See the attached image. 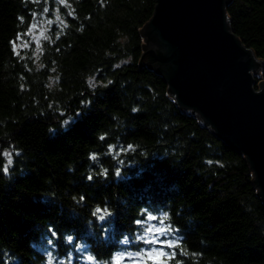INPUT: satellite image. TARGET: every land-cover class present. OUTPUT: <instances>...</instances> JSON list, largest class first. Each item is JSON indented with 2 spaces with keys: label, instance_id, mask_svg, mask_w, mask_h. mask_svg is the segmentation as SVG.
<instances>
[{
  "label": "trees",
  "instance_id": "trees-1",
  "mask_svg": "<svg viewBox=\"0 0 264 264\" xmlns=\"http://www.w3.org/2000/svg\"><path fill=\"white\" fill-rule=\"evenodd\" d=\"M47 4L63 25L38 60L17 53ZM156 4L0 0V264H47L77 245V261L111 262L145 246L149 215L178 235L169 264H264L252 172L169 93L142 32ZM227 17L262 64L259 85L264 0H229Z\"/></svg>",
  "mask_w": 264,
  "mask_h": 264
},
{
  "label": "water",
  "instance_id": "water-1",
  "mask_svg": "<svg viewBox=\"0 0 264 264\" xmlns=\"http://www.w3.org/2000/svg\"><path fill=\"white\" fill-rule=\"evenodd\" d=\"M228 2L157 0L142 32L179 108L245 156L264 202L262 64L234 34Z\"/></svg>",
  "mask_w": 264,
  "mask_h": 264
},
{
  "label": "rangeland",
  "instance_id": "rangeland-1",
  "mask_svg": "<svg viewBox=\"0 0 264 264\" xmlns=\"http://www.w3.org/2000/svg\"><path fill=\"white\" fill-rule=\"evenodd\" d=\"M51 13V15H50ZM63 25V17L59 12V9L50 10L48 4L44 6L43 12L40 14H36L35 18L31 22L28 31L16 39L14 42V48L19 54H26L28 52H32V56L34 59L38 60L39 56L42 52V43L44 40H47L51 35L52 28L58 27L59 29ZM259 81V80H258ZM259 85L258 88L259 89ZM153 216V215H149ZM148 216V217H149ZM142 224V234L139 235L138 239L145 243L146 240L152 241L155 240V243H145V246L142 247L139 251H130L127 253L117 254L111 262H100L93 258L89 253L88 256L85 255L83 258H79L77 256V252L79 254H83L86 251V247L83 245H77L76 251L71 252L66 258H59V256H55L54 251H50L48 253V263L47 264H114L117 257H123L121 264H135L136 254L141 253L142 256L140 258V264H143L144 260L147 259L146 253L152 249H156L157 251L163 250L167 255L163 258L164 264H169L170 257L172 256V252L169 250L174 248L179 242L178 235L176 232H173L171 229L167 228V225L164 223V219L162 216H153L156 219H148ZM151 228L152 232L147 231V229ZM46 244L45 249H50L51 246L54 248V245L48 242ZM168 244L172 245L171 247H163L162 245ZM151 264V262H149Z\"/></svg>",
  "mask_w": 264,
  "mask_h": 264
},
{
  "label": "snow or ice",
  "instance_id": "snow-or-ice-1",
  "mask_svg": "<svg viewBox=\"0 0 264 264\" xmlns=\"http://www.w3.org/2000/svg\"><path fill=\"white\" fill-rule=\"evenodd\" d=\"M148 219H156V217L149 216ZM147 231L152 232V229L149 228V229H147ZM68 239L71 240V237H69ZM155 242H156L155 240H152V241L146 240L145 241V243H155ZM171 246L172 245L164 244V245H162V248L163 247H171ZM166 255L167 254L163 250L157 251L156 249H152L146 253L147 259L144 260L143 264H149V262H151V264H164L163 258ZM141 256H142L141 253L136 254L135 264H140ZM122 259H123V257H117L114 264H121Z\"/></svg>",
  "mask_w": 264,
  "mask_h": 264
}]
</instances>
